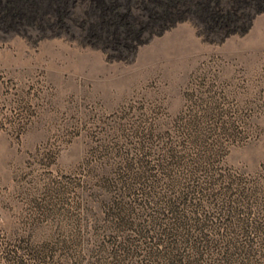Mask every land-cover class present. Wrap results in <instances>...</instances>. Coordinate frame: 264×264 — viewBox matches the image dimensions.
Instances as JSON below:
<instances>
[{
	"label": "rangeland",
	"instance_id": "1",
	"mask_svg": "<svg viewBox=\"0 0 264 264\" xmlns=\"http://www.w3.org/2000/svg\"><path fill=\"white\" fill-rule=\"evenodd\" d=\"M140 1H0V264H264V0Z\"/></svg>",
	"mask_w": 264,
	"mask_h": 264
},
{
	"label": "bare ground",
	"instance_id": "2",
	"mask_svg": "<svg viewBox=\"0 0 264 264\" xmlns=\"http://www.w3.org/2000/svg\"><path fill=\"white\" fill-rule=\"evenodd\" d=\"M259 1L262 0H228L227 2L252 7ZM156 2L159 6H163L162 10L179 4H188L190 8L200 6L201 3L204 4L202 0H200V4L196 0H156ZM137 3L142 5V1L139 2V0H14L9 7L18 11L17 14H20L21 11L26 13L27 17L33 20V25L41 28L42 24L48 28L58 25V28L61 26L69 28V25L73 24L75 28L81 29L91 23L94 24L95 19L101 25L115 24L126 28L131 27L130 20H135L137 17L133 14L134 6ZM220 3L221 0H214V5ZM263 5H258L256 13L264 12ZM231 9V14L237 12L236 8L231 7Z\"/></svg>",
	"mask_w": 264,
	"mask_h": 264
}]
</instances>
